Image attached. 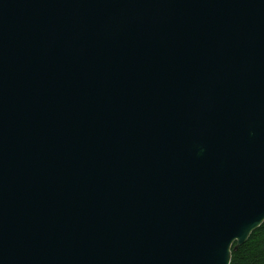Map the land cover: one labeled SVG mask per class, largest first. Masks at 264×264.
<instances>
[{"label":"water","instance_id":"obj_1","mask_svg":"<svg viewBox=\"0 0 264 264\" xmlns=\"http://www.w3.org/2000/svg\"><path fill=\"white\" fill-rule=\"evenodd\" d=\"M264 222V0H0V264H230Z\"/></svg>","mask_w":264,"mask_h":264},{"label":"trees","instance_id":"obj_2","mask_svg":"<svg viewBox=\"0 0 264 264\" xmlns=\"http://www.w3.org/2000/svg\"><path fill=\"white\" fill-rule=\"evenodd\" d=\"M230 264H264V222L236 250L232 247Z\"/></svg>","mask_w":264,"mask_h":264}]
</instances>
